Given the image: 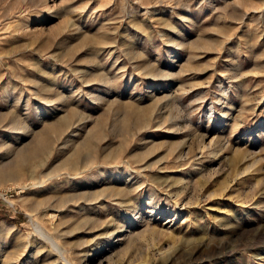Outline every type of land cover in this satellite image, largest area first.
<instances>
[{"label":"rangeland","instance_id":"obj_1","mask_svg":"<svg viewBox=\"0 0 264 264\" xmlns=\"http://www.w3.org/2000/svg\"><path fill=\"white\" fill-rule=\"evenodd\" d=\"M0 264H264V0H0Z\"/></svg>","mask_w":264,"mask_h":264},{"label":"bare ground","instance_id":"obj_2","mask_svg":"<svg viewBox=\"0 0 264 264\" xmlns=\"http://www.w3.org/2000/svg\"><path fill=\"white\" fill-rule=\"evenodd\" d=\"M60 125V124H59ZM41 142H43V141H41ZM45 142V141H44ZM44 142H43V144H44ZM46 143V142H45ZM33 146V145H32ZM41 146H43L42 144H41ZM46 148V146H45V144H44V146H43V148ZM36 149H37V144H35L33 147H31V148H28L27 150L25 149H23L22 151H19L15 156V158H17L16 159V162L17 163H19L18 164V168H19V170H22V171H19L18 170V168H16L15 169V167H11V168H7V171H4V172H2V173H4V174H6V176H7V174L9 175V174H11L12 176H13V178H11L12 179V181H14V180H18V179H20L21 177L20 176H22L23 174H24V171H26V167L28 166L27 164V160L29 159V157L30 158H36V154H37V152H36ZM39 149V148H38ZM42 150H44V149H42ZM40 152H43V151H41V149L39 150ZM23 152V153H22ZM43 153H45V151L43 152ZM39 154V153H38ZM40 156V155H39ZM38 157V156H37ZM35 160V159H34ZM37 160V159H36ZM39 160V159H38ZM33 161V160H32ZM40 161V160H39ZM14 162H15V160H14ZM15 162V163H16ZM34 162V161H33ZM36 162V161H35ZM29 163H31V162H29ZM7 164V163H6ZM15 165H17V164H15ZM11 166V165H10ZM9 166V167H10ZM12 166H14L13 164H12ZM33 166H34V163H33ZM32 167V166H31ZM6 170V169H5ZM10 176V175H9ZM29 176V175H28ZM4 177V176H3ZM20 177V178H19ZM34 177H32V175H30L29 176V178L28 179H30V181H31V179H33ZM35 181V180H34ZM34 181H32V184H35V182ZM14 183V182H13ZM29 183V182H28ZM129 186V185H128ZM121 192H123V191H121ZM143 232V231H142ZM155 232V231H154ZM153 231H152V233H149L152 237L155 235V233H154ZM143 234V233H142ZM145 234V233H144ZM139 235H140V233H139ZM139 237V236H138ZM141 238V237H140ZM154 238V237H153ZM153 238H151V239H153Z\"/></svg>","mask_w":264,"mask_h":264}]
</instances>
